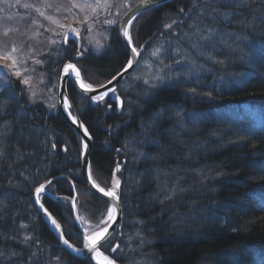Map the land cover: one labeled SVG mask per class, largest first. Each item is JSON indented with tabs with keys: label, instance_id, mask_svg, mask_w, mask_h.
Segmentation results:
<instances>
[{
	"label": "trees",
	"instance_id": "16d2710c",
	"mask_svg": "<svg viewBox=\"0 0 264 264\" xmlns=\"http://www.w3.org/2000/svg\"><path fill=\"white\" fill-rule=\"evenodd\" d=\"M263 1L245 6L249 12L245 23L228 26L236 37L243 38L239 49L244 47L246 55L225 58L228 81L220 90H197L195 93H202L198 97L184 85H165L149 90L150 97H136L126 86L131 74L120 88L124 107L118 110L110 98L93 105L69 85L74 105L94 138V179L104 187L115 179L121 182L124 220L120 234L104 249L122 263L128 264L132 258L140 259L141 264H264ZM112 3L109 15L119 19L118 0ZM53 4L63 5V9L71 6L70 0ZM201 4L175 0L138 17L131 34L142 61L157 42L171 43L172 37H181L192 18L201 13ZM63 9L57 12L54 7L50 13L67 17L69 24H79L70 18L79 9L73 8L71 13ZM24 11L35 14L12 3L1 4L0 19ZM168 24L171 28L165 27ZM50 26L54 31L49 33L59 41L52 44L57 55L43 52L44 64L40 65L50 78L59 79L64 63L71 59L86 82L99 86L121 71L129 59L118 29L110 28L107 51L83 50L78 56L76 48L56 36L55 25ZM39 30L48 37L45 25ZM141 85L144 83L137 87ZM0 106V199L10 197L6 210L0 212V264H91L59 244L33 196L35 186L53 180L42 201L78 246L83 232L76 223L71 198L76 199L77 215L85 229L91 231L102 214L106 218L109 203L95 195L82 178L80 135L58 108L32 103L27 86L15 75H7V82L0 86ZM176 107L185 109L182 118L174 117ZM190 112L193 119L187 117ZM240 114L246 119L238 121ZM117 164L120 171H116ZM25 236L32 239L24 242ZM114 241L121 247L130 246L128 258L127 253L111 251Z\"/></svg>",
	"mask_w": 264,
	"mask_h": 264
},
{
	"label": "rangeland",
	"instance_id": "374dc122",
	"mask_svg": "<svg viewBox=\"0 0 264 264\" xmlns=\"http://www.w3.org/2000/svg\"><path fill=\"white\" fill-rule=\"evenodd\" d=\"M54 1L55 0H48L49 3H53ZM132 1L135 2V0ZM254 1L255 0H210V3L206 4L205 0H200L202 4L200 7L201 13H199V15L202 14V9L206 7L207 11H211V9L219 10L218 12H211V15H203V24L201 27L203 28V25L207 24L216 30L212 38L207 41L198 40L196 37L192 36V32L189 33V31H191L190 28H187L185 29V33H189L187 36L183 33L178 39L172 37L171 43L166 40L157 42L154 44L153 50L147 54L145 60L140 63L137 70L132 74V77L129 78L126 86L132 88L131 91L136 97L140 96L143 98L150 97L148 94L149 90L160 89L165 85H174L178 87L179 85H184L189 92L194 94V96L198 95V97H201L202 93H195L197 90L216 91L218 88L220 90L227 85L228 81L224 77L223 70L225 67V58L231 56L229 59L234 60L235 58L236 60V58H238L237 55L241 53L243 56L246 55V53L242 52L244 47L239 49L241 48L243 38L241 36L236 37L234 31L228 26L235 23H245L244 19L248 17L247 14H249V12L244 8ZM81 2H83V0H81ZM91 2L94 3L95 0H91ZM7 3L21 6L23 9H26L23 7V4L29 3L32 4L33 7L27 8V10L31 9L34 11L35 6H39L41 11H45L47 15L54 16L64 24L70 23L68 22V19H65V17L63 18V16L51 14L50 12L53 8H46L44 0H20L19 4L17 3V0H7L6 3L0 2V5H5ZM125 3L130 5L128 0L119 1V4L121 5H124ZM250 11L252 12L253 9H250ZM73 12L77 16L83 15L79 10ZM102 12L103 10L99 12V15ZM24 13L22 15L8 13L9 16L5 15L3 19H0V41H6L10 46L12 44L18 46L23 45L21 56L25 62L20 65V71L24 75H29L31 77V86L37 92L35 101L33 102V100H31V102L43 103L47 107L55 105V107L50 108L56 109L58 107L60 79L56 77L50 78L49 72H42L43 70L40 68V65L42 64L37 65L34 63V59L43 60V58H41V56L43 57L44 55L43 52H49L54 57L57 55L54 50V47L56 46H53L54 44L52 45L51 43V40L55 39V35L52 36L53 33H49L51 23L44 17L40 16L36 11L35 14L31 16H29L26 11H24ZM224 13L228 14L227 18H225ZM37 14L40 17H37ZM212 17H215V19ZM70 18L73 19L72 15H70ZM33 20H35L36 23H32ZM42 25H45L48 29L49 34L47 38L43 37V32L39 30V27ZM6 28L11 29V31L8 37H3L2 33ZM109 29H107L106 26H103L102 29L93 26L90 32L85 33L84 39L87 48L92 49L95 53L107 51L111 36ZM56 31L59 33L64 30L56 27ZM86 31H88V29ZM57 33L56 36L60 37ZM96 41H99L103 46L97 47ZM193 45H195V47ZM156 49H159V52L156 56H153L152 52ZM52 50H54L55 53H53ZM241 59L244 60L245 58ZM32 69H35V71L33 72ZM7 75L14 74L11 70L5 68L3 62L0 61V86L7 82ZM145 81H147V83H145ZM140 82H143L144 85H141L138 88L137 85ZM28 87L29 86H27V90ZM192 89H195V92L191 91ZM28 94L30 96L29 91ZM184 113L185 109L180 107L173 108L174 117L182 118ZM241 115L242 114L238 115L240 116L238 121L246 119L242 118ZM188 116L193 119L191 112L188 113L187 117ZM154 177L156 178V176ZM0 201H3V206H0V212H2L6 210L7 203L10 202V197H5L4 199H0ZM129 247L130 246L122 247L120 251L123 256L127 253V258L131 254L130 251H127ZM133 253H135L134 248L132 254ZM138 261H140V259L131 258L128 264L142 263V261ZM144 262L143 264H147L146 261Z\"/></svg>",
	"mask_w": 264,
	"mask_h": 264
},
{
	"label": "snow or ice",
	"instance_id": "6c2138e0",
	"mask_svg": "<svg viewBox=\"0 0 264 264\" xmlns=\"http://www.w3.org/2000/svg\"><path fill=\"white\" fill-rule=\"evenodd\" d=\"M0 2L6 3L7 0H0ZM17 3H20V0H17ZM45 7L46 8H54L55 11L59 12L63 9V5H54L53 3H49L48 0H44ZM141 3L144 5H147L149 3V0H141ZM195 3V0H194ZM205 3H210V0H205ZM70 7L67 9H63L64 11H67L69 13L72 12L73 8L79 9L80 13L83 15L77 16L75 14L72 15V18L76 20L78 23L82 24L84 27H86L89 31H91L92 27L95 23H100L99 21V12L101 10L108 11L113 7L112 0H95V2H91V0H70ZM126 8H130V5L125 3L123 5ZM24 8H31L33 7L32 4L24 3ZM35 11L39 13L40 16L44 17L46 20H48L52 25H56L57 28L63 29L64 31L57 33V35L62 36L63 42H68L69 33H71L74 36L80 35V29L73 27L72 24H64L60 20L56 19L52 15H47L45 11H41L39 6H35ZM181 12L184 10L181 9ZM191 11V9L189 10ZM218 9H211V11H207L202 9V14L197 15L194 18H192V23L189 25V28L192 32V36L196 37L198 40L201 41H207L210 40L215 33V28L204 24L203 28L201 25L203 24V15H211V12H218ZM126 14V13H125ZM227 13H224L225 18H227ZM215 19V17H212ZM67 19V17H65ZM132 19H135V16L132 17ZM118 21L115 19H106L102 23L112 25L116 24ZM32 23H36L35 20L32 21ZM175 23V21H173ZM125 24L128 25V27H125L121 29L122 35L126 38L127 44L130 47L131 53L133 56H140V51L137 47L133 45V39L130 34L129 28L131 26V21H125ZM171 24L166 25L165 27L171 28ZM50 31H54L53 29H49ZM11 29H5L2 33L3 37H8ZM35 35V34H34ZM187 36L188 33H185ZM52 44H57L59 41L52 39ZM97 47H102L103 45L100 44L99 41H96ZM195 47V45H193ZM23 45H16L12 44L11 46L6 41H0V61L3 62V66L13 72V74L21 78V83H23L28 87V91L30 92L29 99L35 101L37 97V92L34 90L32 85V80L29 75H24L20 71V65L23 64L25 61L21 56ZM76 54L78 56L83 55V51L80 49H75ZM159 52V49H156L152 52L153 56H156ZM34 59V58H33ZM34 63L37 65L43 64L42 60L34 59ZM222 63V61H221ZM134 61L133 59L129 58L126 65L123 66L121 71L117 72L110 80L107 81L106 84H100V89H105V91L98 92L97 95H94L91 97L92 100L97 102H103L105 101V98L111 93L116 101L118 107H123V101L121 100L120 96L117 95V89L115 87H108L109 85H112L114 82H118L119 79H121L124 75V73L128 72L129 69L133 67ZM34 72L35 69H32ZM63 73H65L68 76H71L73 73L75 74V80L79 84V86L85 91V92H96L98 91L97 88H94V86L91 83H85L80 70L77 68L76 64L74 63H66L62 67ZM147 83V81H145ZM191 91L195 92V89H192ZM50 107H55V105H50ZM65 109L69 108V104L65 100L64 103ZM107 107L109 109L112 108L111 103L107 104ZM3 112V106H0V113ZM69 116L72 119V122L74 124H78L80 128L83 129V139L81 141V154L84 157L85 160V170L87 172V179L90 182L92 188L96 189L98 192H100L104 197L110 198L112 201L109 203L106 207V218L102 214L101 218L98 223L92 226V230L89 231L88 229H85L83 232V247L78 248L75 245L71 244L68 239L65 238L64 232L62 230V226L60 223L57 222L55 218L52 217V214L48 212L46 208H44L43 203H41V196L47 191V187L52 185L53 180L52 179H46L44 183H39L38 186H35L33 189V196L35 199V202L40 205V208L44 210L45 214L48 216V218L51 220V223L55 226L57 231L60 234V239L62 243L70 249L72 252L75 253H82L84 250H87L88 253L91 254V259H94L96 261V264H116L115 260L110 258L109 255H106L104 251H102V248L105 246V244L108 242V234L109 229L112 226V222H115L118 212H119V201L120 196L117 192V189L120 188V180L115 179L112 181V186L109 188L102 187L99 183H97L92 174V164L91 161L88 160V149H89V143L88 141L92 140V135L89 132L88 128L84 126V124L80 121H78L76 116H73L71 112H69ZM53 148H55V144L52 145ZM66 150V149H65ZM3 155V152L0 151V156ZM116 171H120V165L117 164ZM23 175V173H21ZM54 179V178H53ZM9 184H12V181L9 180ZM73 190H75V185L72 186ZM171 198V197H168ZM65 200H68L69 197H64ZM72 207L76 208V200L75 197H72ZM0 206H3V201H0ZM77 220H80L81 217L77 216ZM22 228H26L27 225H21ZM32 239L30 236L24 237V242H28ZM119 245L116 247H113L111 251L115 252ZM3 253H0L2 255ZM35 253H33V256ZM31 259V257H30ZM57 261L60 260V257L55 258Z\"/></svg>",
	"mask_w": 264,
	"mask_h": 264
},
{
	"label": "water",
	"instance_id": "95a60500",
	"mask_svg": "<svg viewBox=\"0 0 264 264\" xmlns=\"http://www.w3.org/2000/svg\"><path fill=\"white\" fill-rule=\"evenodd\" d=\"M169 1H172V0H149V3L147 5H144L142 4L141 2L138 3L137 5H135L133 8H131L126 14L125 16L122 18V21L120 23V26H119V32H120V38L122 40V42L124 43V46L126 48V50L128 51L129 55H130V58L133 59L134 61V64H133V67L131 69L128 70V72L124 73L123 77L121 79L118 80V82H114L112 85H109L108 87H115L116 89H118L120 87V85L122 84V82L130 75L131 72H133L137 65H138V62H139V59H140V56H133V54L131 53V50H130V47L128 46L127 44V41H126V38L122 35V31L121 29L125 28V27H128V25L125 24V21H131V23L134 21V19H132L133 16H135V19L140 15L142 14L143 12L147 11L148 9L152 8V7H155L159 4H162V3H165V2H169ZM69 37L75 39V40H78L79 36H74L72 35L71 33H69ZM78 68V67H77ZM79 69V68H78ZM80 70V69H79ZM81 72V71H80ZM82 76V74H81ZM72 83L73 86L79 91L80 94H82L83 96L91 99L92 96L94 95H97L98 92H102V91H105V89H100L99 87H96L98 89V91L96 92H85L80 86L79 84L76 82L75 80V74L73 73L71 76H68L66 75L65 73H63L62 71V74H61V79H60V85H59V108H60V111L63 113V115L66 117L67 121L75 128V130L79 133V135L81 136V139H85L83 137V129L79 127L78 124H74L72 122V119L71 117L69 116V112H71V114L73 116H76L78 121L82 122L84 124V122L82 121V119L80 118L79 116V113L69 95V91H68V84L69 83ZM112 95L111 93H109L108 96ZM119 95V94H117ZM107 96V97H108ZM120 96V95H119ZM121 100L123 101L122 97L120 96ZM112 99L114 101H116L115 97L112 95ZM65 100L67 101V103L69 104V108L65 109L64 107V103H65ZM92 103L93 104H96L98 103L97 101H94L92 100ZM117 102V101H116ZM124 102V101H123ZM124 104V103H123ZM123 107H119V109H122ZM85 127H87L85 124H84ZM89 130V129H88ZM90 132V131H89ZM92 135V134H91ZM89 143V149H88V160L91 161V154H92V151H93V148H94V138L92 136V140L91 141H88ZM81 174H82V178H83V181H84V184L95 194L97 195L98 197L108 201L109 203H111L112 201L110 200V198L108 197H104L100 192H98L96 189L92 188L90 182L88 181L87 179V172L85 170V160H84V157L82 156L81 158ZM119 191V189H117V192ZM120 196V195H119ZM41 203H43L41 201ZM38 205V208L40 209L41 213H42V216L44 218V220L48 223V225L50 226L52 232L54 233L56 239L58 240V242L60 243V245H62L69 253H71L73 256L75 257H78V258H81V259H85L87 261H89L91 264H96V261L94 259H91V254L88 253L87 250H84L82 253H75V252H72L70 249H68L61 241L60 239V234L59 232L57 231V229L55 228V226L51 223V220L48 218V216L45 214L44 210L40 208V205ZM44 205V204H43ZM44 208H46L48 210V212H50L52 214V217L55 218L57 220V218L53 215V213L44 205ZM124 218V205L122 203V200H121V197H120V201H119V212H118V215H117V218L115 220V222H112V226L111 228L109 229V234H108V241L114 236V234L116 233L118 227L120 226L122 220ZM58 223L61 224L62 226V230L64 232V228H63V225L61 222H59L57 220ZM78 222V220H77ZM65 238L68 239L66 237V235L64 234ZM69 240V239H68ZM69 242L71 244H73L70 240ZM74 245V244H73ZM83 247V245H82ZM107 255V254H106ZM110 256V255H109ZM110 258L114 259L113 257L110 256ZM115 260V259H114ZM116 264H120L117 260H115Z\"/></svg>",
	"mask_w": 264,
	"mask_h": 264
}]
</instances>
